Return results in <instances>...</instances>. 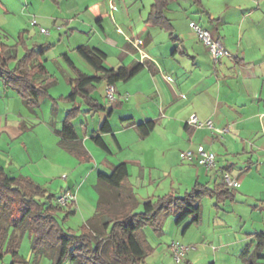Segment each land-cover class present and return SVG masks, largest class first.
<instances>
[{
    "label": "crops",
    "instance_id": "crops-1",
    "mask_svg": "<svg viewBox=\"0 0 264 264\" xmlns=\"http://www.w3.org/2000/svg\"><path fill=\"white\" fill-rule=\"evenodd\" d=\"M51 1L58 8L56 14L41 18H48L52 26L61 20L62 29L55 35L56 42L43 43L50 50L42 61L56 80L48 91L50 98L59 100L69 96L80 74L97 75L77 52L80 46L102 51L108 69L131 68L139 62L147 65L126 82L103 80L97 85L93 98L105 106L104 110L90 112L77 99L82 112L73 125L89 152V161L82 162L60 146L57 131L62 129L72 108V104L65 102L64 108L59 103L56 115L51 108L50 116L41 121L55 140L40 157H34L32 150L40 144L36 138L28 140L29 146L23 141L37 125L24 123L20 127L16 122L19 132L13 134L8 131L9 122L0 124L6 135L3 139L0 131V155L5 158L0 160V169L12 178H31L51 191L57 183H53L47 169L36 168L34 161L45 162L46 168L60 167L68 161L74 165L76 185L71 186L69 181L67 190L83 186L92 178L94 199L99 197V174L110 175L124 163L129 172L126 186L131 188L139 207L167 194L184 195L197 184L214 190L216 185L224 184L223 176L229 174L240 186L229 187L233 194L229 200L217 203L212 198L217 210L212 232L221 233L224 226L229 232L236 229V233H230L233 236L228 239L207 231L199 237L194 234L183 245L205 242L202 245L205 253L198 259L210 260L207 264H249V261L264 264V0H168L165 18L171 30L148 22L154 0H84V4ZM192 22L212 32L229 56L215 63L191 29ZM136 41L141 42L142 54L133 44ZM56 49L60 50L59 55H54ZM19 56H22L20 52ZM49 60L57 68L55 75L47 66ZM57 74L60 77L56 78ZM0 83L3 89L0 99L5 102L11 96L10 89ZM57 83H63L65 92L69 93L54 95L52 89ZM108 84L116 88L117 98L113 103L105 99ZM38 114L39 107L30 112L37 119ZM192 115L202 122L212 121L227 132L216 136L207 128H196L188 123ZM80 118L81 122L76 124ZM105 121L110 132L101 133ZM148 122H154L155 126L143 136L138 127ZM96 135L102 137L109 151L93 141ZM200 146L216 154L215 169L182 160L184 152ZM95 202L92 201L91 218L96 213ZM73 212L76 213L74 209ZM220 212L232 216L234 224L221 223ZM184 223L183 235L195 226L188 227L189 220ZM203 225L202 217L198 226ZM189 258L190 254L185 263L193 264Z\"/></svg>",
    "mask_w": 264,
    "mask_h": 264
},
{
    "label": "trees",
    "instance_id": "trees-1",
    "mask_svg": "<svg viewBox=\"0 0 264 264\" xmlns=\"http://www.w3.org/2000/svg\"><path fill=\"white\" fill-rule=\"evenodd\" d=\"M167 5L168 0H154L148 22L171 30L165 18ZM24 35L20 34L15 46L0 41V81L6 88L17 91L26 106L35 111L42 97L50 98L48 91L56 84V80L42 61L50 48L45 49L43 45L36 44L29 46ZM20 48L24 52L21 57ZM77 52L97 75L80 74L69 96L59 100L50 99L53 115L57 114L59 103L72 104L57 135L63 149L86 162L90 159L89 152L73 125L82 112L81 106L76 103L77 99L80 98L90 112L104 110L105 106L93 98L97 85L103 80L108 83L126 82L147 63L139 62L131 68L108 69L105 67L106 55L102 51L80 46ZM154 126V122H148L139 125L138 129L146 136ZM100 132H110L108 121L104 122ZM93 141L109 151L100 135L94 136ZM128 177V168L124 163L115 167L110 175L99 174L96 213L77 233L63 227L64 221L75 213L72 208L59 206L58 196L31 178H12L0 169V259L11 256L12 264H27L20 256V246L23 234L29 232L33 236L31 250L36 259L47 256L54 264H64L66 261L74 264H112L102 256L107 243L111 244L113 261L119 264H145L150 253L147 228L162 233L170 217L175 219L177 225L187 220L190 221L188 227L199 225L205 198H215L217 203H222L233 196L225 184L216 185L214 190L197 184L184 195L172 193L146 201L142 204V211L138 212L139 203L131 188L126 186ZM60 213H65L62 220L59 218ZM249 264L253 263L249 261Z\"/></svg>",
    "mask_w": 264,
    "mask_h": 264
},
{
    "label": "rangeland",
    "instance_id": "rangeland-1",
    "mask_svg": "<svg viewBox=\"0 0 264 264\" xmlns=\"http://www.w3.org/2000/svg\"><path fill=\"white\" fill-rule=\"evenodd\" d=\"M71 1H79L81 4H84V0H71ZM88 1V0H86ZM149 2V0H146ZM152 2V0H150ZM52 1L48 0H0V41L7 43L8 45H17L19 42L18 35L22 31L25 34V40L29 46L36 45H43V43H52L56 42L57 39L55 37L56 34L62 29V22L61 20L57 22L56 26H52L49 24L48 18H41V17H49L50 15L56 14L55 6L51 5ZM63 9V8H62ZM37 20L38 26H33V21ZM43 20V21H42ZM61 24V25H60ZM44 28L50 31L49 35H42L40 33V28ZM29 31V33L25 31ZM8 36V38L6 37ZM29 37V39L27 38ZM20 55H23V49L20 48ZM54 55H59L60 50L56 49ZM52 55V54H51ZM47 66L49 70L54 74V71H57V68L54 64L53 60H49L47 62ZM59 73V72H57ZM55 75V74H54ZM60 77L58 74L56 76ZM58 82V81H57ZM0 83V94L2 93V87ZM64 84H59L52 89L54 95H60L62 93H69L68 91L65 92ZM10 98L5 102H2L0 99V124L4 126L7 122L8 124V131L10 133L19 132V126L25 123L26 126H30L31 123L37 125L36 129L30 130L29 134L24 136L23 141L29 146L31 143L28 142L29 139L36 138L40 144L36 147L33 146L32 149L35 152L34 157H40L42 152L46 149H49V146L55 140V136L47 129L46 123H42L43 117L48 118L51 113L52 104L49 98L42 97L40 99V106H39V118H35L34 116H30V112H32L24 103L21 96L18 94L17 91L10 89ZM60 106L64 108V102L60 103ZM83 118V117H82ZM82 118L78 119L75 123L78 124L81 122ZM18 122L20 125L18 126ZM32 125V124H31ZM1 133L4 131L0 129ZM3 134V133H2ZM3 139H6V135H2ZM21 149L18 151L20 152ZM54 156V153L49 151V155ZM0 160L5 161L3 155H0ZM45 162L34 161V166L36 168H40L42 170L47 169V172H50L48 175L52 177L53 183H57L55 187L51 189V193L55 194L56 196L61 195L64 190L68 189V182L71 181V186L76 185L73 182V169L74 165L71 162L66 161V163L61 165L60 167H49L46 168L44 165ZM67 178V179H65ZM84 182V181H83ZM65 183V184H61ZM92 178L87 180L85 184L80 185V187L76 186L74 188H70L71 192L76 196V205L74 211L76 213L71 215L67 221H64L63 227L65 229H73V230H80V227L92 217L94 214L93 204L92 201H96L98 203V198H94L92 196ZM58 187V191L57 188ZM62 187V188H61ZM189 189V187H187ZM96 191V190H95ZM98 196V193H97ZM215 200L212 198H205L202 202V217L204 219V225L200 228L198 225L189 230L188 233L183 235V229L186 226V223H183L177 226L174 222V218L170 217L164 228L162 233H156L151 228L146 229V234L148 237V247L150 249V253L146 257L145 264H176L173 260L172 256V249L171 245L173 242H178L180 244H187L188 241L191 240V236L194 234L196 236H201L204 232H212V229H215V219L217 210L215 209ZM143 209L142 205L137 209L138 212H141ZM65 217V213H60L59 218L62 220ZM218 220L223 223L227 222L229 225L234 224V219L229 214H224L223 212L219 213ZM217 220V221H218ZM216 231V230H215ZM78 232V231H77ZM220 232H212L217 235L218 237L225 236L228 239L232 238L233 235L230 233H236V229L232 232H229L228 228H224L221 226ZM223 233V235H222ZM207 234V233H206ZM214 236V235H213ZM214 242V240H212ZM33 242V236L26 232L23 234L21 239V246H20V256L22 257V261L26 262L27 264H54L53 261L48 258L47 256H41L36 259V256L32 253L31 247ZM198 243L197 241H195ZM205 242L202 244L198 243L196 245V250L190 253V261L193 264H207L210 260L198 259L199 255H202L205 252H202V248ZM216 245V242H214ZM112 247L110 243H107L103 250V258L107 262H111L112 264H119L115 262L111 258ZM213 254V252L211 253ZM206 255V254H205ZM12 257L8 256L4 259H0V264H12ZM19 264V263H18ZM64 264H74L71 261H66ZM181 264H186L185 261Z\"/></svg>",
    "mask_w": 264,
    "mask_h": 264
},
{
    "label": "built area",
    "instance_id": "built-area-1",
    "mask_svg": "<svg viewBox=\"0 0 264 264\" xmlns=\"http://www.w3.org/2000/svg\"><path fill=\"white\" fill-rule=\"evenodd\" d=\"M33 26H38L36 20L33 21ZM191 29L196 34L197 38L206 46L213 61L219 63L223 58L229 56V51L225 48L223 43L216 39L212 32L203 29L197 23L192 22L190 24ZM40 33L43 35H49L50 31L44 28H40ZM135 48L142 54V46L140 41L133 42ZM145 56H143L144 58ZM116 88L113 84H108L105 90V99L108 103H113L116 100ZM190 125L196 128H207L216 136H221L227 132L225 128H218L212 121L202 122L196 115H192L188 122ZM216 154L212 151L206 150L203 146L198 147L196 150H188L182 154V160L194 161L199 166H203L207 169H215L216 166ZM66 179V178H65ZM223 183L231 188H237L240 184L234 181L229 174L223 176ZM57 203L63 208H75L76 196L70 191L65 190L57 198ZM173 260L176 264L183 263L187 256L194 250L196 246L183 245L178 242H173L171 245Z\"/></svg>",
    "mask_w": 264,
    "mask_h": 264
}]
</instances>
